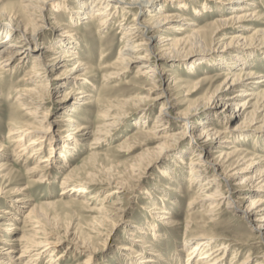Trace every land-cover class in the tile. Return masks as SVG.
I'll return each instance as SVG.
<instances>
[{
    "label": "rangeland",
    "instance_id": "obj_1",
    "mask_svg": "<svg viewBox=\"0 0 264 264\" xmlns=\"http://www.w3.org/2000/svg\"><path fill=\"white\" fill-rule=\"evenodd\" d=\"M59 1L50 7L47 6L44 11L43 24L47 28L40 36L39 45L47 49L58 37H62V33H71L73 45H78L77 50L80 51L77 56L86 63L81 68L87 70L78 71L76 74L72 72L76 65V59H71L75 56L72 51L65 52L64 49H60L58 56L62 59L56 62L49 60L50 64L55 65L54 76L67 79H63L62 84L58 85L55 80L49 85L51 90L45 94L47 95L44 99L45 107L43 113L39 114L38 122L32 118L35 116L26 114L27 111H21V99L18 97L22 95L19 91L25 89L23 88L25 85L20 82L21 79L34 67L36 63L34 56L42 50H36L34 55H30L27 63L21 68L3 74L0 71V152L8 151L11 156L8 165L16 173L15 183L9 184L0 180V223L3 226H0V236L5 235L8 242H14L13 239L18 235L28 232L32 219L24 218L28 207L36 206L44 213L42 221L45 228H48L47 231L51 233V241L61 238L67 244L73 239L85 243L88 249H95L98 252L94 264H126L124 260L128 261L129 258L136 262L140 260V255L143 254L151 236L143 242L135 241V238L141 235L142 231H148L150 223L156 222L160 231L164 227L170 231L169 227L161 223V214L168 217L174 215L173 217L181 220L188 208L193 207L197 197L202 194L198 182L191 184L193 175L191 168L199 166L197 168L202 169L207 159L201 158L199 160L201 165L189 163L193 160L191 151L197 150L196 145L199 143L191 132L182 131L181 122L176 120V117L182 113H193L192 127L195 131H192L197 137L201 125L207 127L212 121L215 122L220 111L224 109L222 107L219 113H216L215 109L210 107L214 104V98L223 94L231 97L239 92L234 91L236 89H228L224 81L227 75L235 76L241 70L244 75L252 71L259 75H256V79L246 80L251 83L249 87L241 88L242 94L254 92L255 96L254 98L245 96V93L237 100L239 104L246 100L250 101V106H247L246 115L234 118L228 124L229 128H226L228 119L224 122L221 117L219 122H215L219 130L228 131L230 134L232 132L238 140L234 143L236 151L228 149L229 144H226L223 146L225 148L214 153V159L228 174L237 173L238 179L264 178V84L254 83L264 77L262 47L264 0H251L249 3L248 8L251 10L247 11L256 10V15L245 29L240 28V23L231 19L236 13H242L243 7L236 10L232 7L234 2L230 0H165L156 6L163 8L165 15L175 18L161 30L155 42V52L165 56L160 62L167 77V84L155 85L156 88L142 75L145 69H142L139 63L124 64L120 59L128 56L126 51L123 50L121 53L120 51L121 48H125L127 42L124 33L133 23L136 11L128 9L122 11L121 8L111 6L109 8L111 17L114 18L112 22L103 25L101 21L104 14L74 22L77 0H63L74 10V16L69 12L72 10L59 8ZM23 3L24 0H0V19H9L11 17L9 10L13 9L12 7L19 9ZM149 13L157 12L152 9ZM18 18L30 23L29 16L24 13H20ZM227 19L226 24L220 22ZM191 21L196 22V25L190 26ZM180 24L186 27L185 33H188L187 30L189 32L198 30L199 39L191 40L185 45L169 44L182 36L176 31L177 25L181 26ZM8 33H5V38L10 39ZM233 35H240L243 39L240 43L227 45ZM161 36L171 40L161 42L158 40ZM17 39L23 44L26 43L21 33ZM146 49L141 51V54H147L149 50ZM242 57L246 58L245 65L238 66L240 64L238 59ZM230 60L236 61L233 67L228 64L231 63ZM77 75L82 76L81 82L73 84V78ZM72 88L76 92L78 89L86 88L83 90H88L86 92L88 96L83 97L81 101L89 99L91 102L72 107V101L65 100V94ZM165 88L169 89L168 93H165ZM168 97L171 98V102H168ZM163 104L167 105L169 116L173 119V125L169 130L158 127L157 121L162 117ZM66 107L68 108L65 110ZM16 119L17 123L20 121L31 129L51 127V130L62 138L76 135L78 127L82 124L88 127L89 134L82 138L81 144L76 148L73 145L75 150L69 154L68 161L63 166L51 164L49 167L46 166L44 171L31 170L33 166L39 164L42 156L50 158L54 153H51L50 146L46 145L43 153H37L35 156L30 157L29 153L20 158L14 156L16 155L14 144L10 143L14 134H10V125H13ZM43 119L46 122H42ZM106 123L114 125L104 126ZM103 127L106 135L101 136L93 132ZM174 132L179 133L169 138L168 135ZM166 136L169 139L165 138ZM94 138L101 140L97 142ZM222 150L228 153L227 157L226 154H221ZM179 151L189 153L185 154L181 168L182 177L178 180L180 175L167 177L164 174L167 170L173 169L175 155ZM69 167L78 169L72 175L74 180H71L69 188H81L82 191L66 192L67 186L62 184V181L69 173ZM199 173L197 170V174ZM44 174L46 176H43ZM119 186L121 193L108 194L109 189ZM19 187L26 189L17 192ZM242 193H246V190L236 191L235 195L240 196ZM155 208L158 211L157 219L152 215ZM4 210H10L15 214L11 220L14 224L13 230L9 232L5 230L9 217ZM199 210L201 209L193 208V212ZM215 213L221 230L216 232L208 230V233L215 238L219 235L227 237L226 240L217 238L218 243L226 241L232 244L223 264H264L263 239L244 215L233 212L226 203H223ZM184 229L185 227L181 226L176 231L177 235L173 231L170 235L167 233L163 238L154 240L156 249L153 252L157 254V251H160L168 261H172L174 253L177 254L182 248L181 235ZM196 235L198 233L190 231L189 238L194 239ZM147 249L150 250V247ZM63 250H66L65 246L56 247L53 257ZM64 253V257L52 264H88L89 253L78 251ZM178 254L180 257L177 263L186 264L188 250L184 248ZM47 258L49 256H43L41 264H46Z\"/></svg>",
    "mask_w": 264,
    "mask_h": 264
},
{
    "label": "bare ground",
    "instance_id": "obj_2",
    "mask_svg": "<svg viewBox=\"0 0 264 264\" xmlns=\"http://www.w3.org/2000/svg\"><path fill=\"white\" fill-rule=\"evenodd\" d=\"M58 1L59 0H24L25 4L23 3L22 7H20L19 9L12 7L13 9L9 10V13L11 14V17H9V19H5V20L0 19L1 74L7 71H13L14 69L17 70L18 68H21L27 63L28 57H30V55H34L36 50H40V51L42 50V52L35 54L34 56L36 62L34 67H32L28 71V73L21 79L20 82L21 84L25 85V87H23L25 89L19 91L22 93V95L18 97L21 99V103H20L22 105L21 111H27L26 114L35 116L32 118L36 119V121L37 120L39 121V114L43 113L44 111L43 110L45 107L44 99L45 96H47L45 94L48 93L49 89L51 90V87H49V85L53 84L52 81L55 80L56 83L58 82L59 85V83L62 84V82H64L63 79H67V77L62 78L60 76H54L56 70L54 67L55 65L50 64L49 60H52L54 62H56V60L58 59L61 60L62 58H59L58 56L59 55L58 53H60L59 52L60 49L61 50L64 49L65 52L72 51L74 52L73 55L75 56L71 59L73 60L76 59V65L72 68V72L76 74V72L78 71L87 70L84 67L81 68L83 65H86V63H83V61L79 60V56L77 55L80 54V51L77 50L78 45L77 46L73 45L74 40L72 38L73 36L71 33H62L63 34L62 37L61 36L58 37V39L54 42V44H51L47 49L39 45L40 36H42V33L46 31L47 28L45 24H43L44 23L43 20L45 21L44 11L46 10L47 6L50 7L52 4ZM164 1L165 0H77L76 1L77 6H75L74 8L76 9V11L74 12V10L71 9L68 3L66 4L64 3L63 0H60L59 1L60 4L58 5V7L65 10H72L69 11L70 14L72 15L73 12L76 13V16L73 15L74 22L92 18L97 14L98 15L104 14L102 21L100 20L101 23H103V25L107 24L109 21L114 19L111 17L112 13H110L111 9H109L111 6L118 7L119 9L121 8L122 11L125 9L136 11L137 15L132 19L133 23H131L127 27L124 33L126 36V41L125 40L124 41L127 43L125 44V48H121L120 51V53L123 52V50L126 51L127 52L126 55L128 56L124 58L122 57L120 59L124 64H130L131 62L139 63L140 67H142V69L143 68L145 69L144 72L142 71L143 72L142 75H144V77L148 79L149 83L154 84V87L156 88L155 85L165 86L167 84V77H165L164 75L165 72L162 70V64L160 62L161 58L165 56L162 54L161 55L158 54L159 52L158 53L155 52V48H156L155 42L157 41V35L161 32V30H163V28L166 25L171 24V22L175 20V18L172 17L171 15H165L164 12L162 11L164 10L163 8L156 7L159 4L161 5ZM230 1L234 2L232 7L235 8L236 10H240L241 7H243L244 9L242 13L240 14L236 13V15L232 16L231 19H233L234 22L240 23V28L242 29L249 27L247 26L249 25L248 22L250 21L253 22L252 17L256 15V10L247 11V10H251L248 8V5L251 2V0H230ZM152 9H154V11L157 13L150 14L149 11H151ZM31 10H33L34 12H31ZM3 12L4 14L7 13L6 10H4ZM112 12H114V10H112ZM162 12L163 14H161ZM20 13H24L27 16H29L30 21L28 22L30 23H26L20 18H18ZM145 16H149L150 18L146 19ZM175 16H177V14ZM227 21L228 19L224 21L220 20V22L223 24H226ZM180 25L181 26L177 25L178 27H176V31L179 32L178 34H182V36L181 37L179 36L174 40L172 39L173 40L172 43L169 44H175L179 46V45H185L191 40L195 41L199 39L200 34L198 30L194 28L195 30H192L190 32L187 30L188 33H185L186 27L182 26V24ZM189 25L195 26L196 22L191 21ZM6 32H9L8 37H10V39L5 38ZM19 33H21V35L25 39L24 42L26 43L23 44L21 43L22 42L21 40L20 41H18V39L16 40ZM185 34L188 35L183 37V35ZM11 36L13 37L11 38ZM241 39H243V37L241 38L240 35L239 36L233 35L231 41L227 45L240 43ZM158 40H160L161 42H167L170 41L171 38L165 39L162 38L161 36V38ZM146 47L148 49H146ZM262 47L264 48V46ZM143 48L149 50L147 51L148 52L147 54L146 53L141 54V51L145 50ZM62 56L63 58H65L64 54ZM133 59H136V61H134ZM245 59L246 58L243 57L241 59L239 58L238 60L240 61V64H238V66L243 64L245 65L244 62ZM235 63L236 61L232 60L231 63L228 64H230V66L233 67ZM243 73H244L243 70H241L238 73H236L235 76H233V74L232 76L227 75L226 80L224 81L228 89H232V90L236 89L234 91H239V92H237L234 96L231 97H227L228 94L218 95V97L214 98V104L210 106L215 109L216 113H219L220 109L224 107V109L220 111V115L216 117L217 120L215 122H219L221 117H222L221 120L224 122L226 121V119H228V121H226L227 122L226 128H229L228 124L234 118L244 116L246 110L250 106L249 105L250 101L246 100L245 102H242V104H239L237 100H239V98L241 96H244V94L246 93L243 92L244 94H242L241 88H243L244 86L249 87V85H251V83L246 82V80L254 79V78L256 79L257 74L254 73L253 71L250 73L246 72L245 75ZM245 76L247 78H244ZM81 78H82L81 75H77L76 77H74L73 84H78L79 82H81L80 81ZM254 83L260 85L264 84V77L261 80H256ZM83 89L86 88L78 89L77 92L73 88L72 90L70 89V91L65 94L66 102L72 101L71 102V104H73L72 107L79 104H89L91 102L89 101V99L81 101L83 100L82 99L83 97L88 96L86 93L88 90L85 91ZM165 89H166L165 93H168L169 89L168 88ZM245 96H251L252 98H254L255 94L254 92L252 93L247 92ZM167 100L168 102H171V98L168 97ZM67 108L68 107L64 109L66 110ZM167 109H168L167 105L163 104V106L161 107L162 117L160 118L159 121H157L159 123L158 127H161L162 130H169L173 125V119L171 118V116H169V112H168L169 109L168 110ZM192 114L182 113L180 116L176 117V120L177 119L180 120L182 131L191 132L193 138L194 139L196 138V141H198L199 143L198 145H196L198 146L197 148L198 151L197 150L191 151L192 154L191 156L193 160H191L189 163L201 165V161L199 160L201 158L207 159V162L204 164V167L202 169L197 168L199 166L197 167L194 166L195 168L194 167L191 168V172L193 174L191 177L192 178L191 184L192 182L195 183L198 182L200 185L199 191L202 192V194L199 195V197H197V199L195 200L196 204L193 207L188 208L189 210H187L185 217L182 218L181 220H179L176 217H173L174 215L168 217L165 214H161V218H160L161 223L169 227L170 231H167V228L165 227L160 231L157 225L155 224L156 222L150 223L149 227L147 228L148 231H142V234L137 236V238H135L136 239L135 241L143 242L145 239L148 240V236H151V239H149L148 244L146 245L145 248L146 250L144 249L142 255L139 254L140 260H136L135 262L132 258H129L128 261L124 260L126 264H160V263H164L165 261L166 263L164 264H179L177 263L178 262L177 260L180 257L178 253L179 251L184 250V248L188 250V254L185 259L186 264H223V262L225 261V255L228 253L229 248H232L231 247L232 244L226 241L218 243L217 238L226 240L227 237H224L223 235H219L218 237L215 238L213 235L208 233V230L213 232L221 230L219 220L215 218L218 217L215 212L216 210H218L223 206V203H226L227 207L230 208L233 212H237V213L239 212L243 214L244 217L251 224V226L259 231L261 236L260 238H262L264 242V178L262 179L261 177L260 178L244 177L243 179H238L237 173L228 174L227 171H224L221 168V165L214 159L215 157L214 153L217 152L218 149L225 148L223 146L226 144H229L227 147L228 149L236 151L235 148L236 146L234 145V143H236V140H238L237 136L232 132L230 134L227 133L228 131L219 130L216 126V123L212 121L207 127H205L206 125L204 126L201 125L202 123H200L202 128L198 130L199 133L197 137H195L192 131V130L195 131L194 127H192L193 125ZM42 122H46V121H44L43 119ZM113 123H106L104 124V126H110V125L113 126L114 125ZM14 124L10 125V131H11L10 134L11 135L14 134V137L10 141V143L14 144V152H16V155L14 156L20 158L24 156L26 153H29L30 157L35 156L37 153L39 154L42 151H44L46 145H49L50 146L49 151L51 150V153H54L50 155V158L49 157L47 158V156H42L41 160L38 162L39 164L33 166V168L31 169L38 171L39 170L44 171L46 166L49 167L51 166V164H56L59 167L63 166L65 163H67L68 161L67 157H69V154L71 155V152L75 150L76 146L81 144L82 138L85 135L89 134V132H87L88 127L83 124L78 127V133L76 135L73 136L70 135L69 137H65V138H62V136L58 135V133L53 131V129L51 130V127L48 128L39 127V128L31 129L28 126L24 125L23 123H20V121L19 123H17V119ZM234 130H236V128ZM93 132H95V134H100L101 136L107 134L105 133L104 127L102 129H98ZM178 133L179 132L177 133L174 132L168 135V137L173 138L174 136L178 135ZM168 137L166 136L165 138ZM100 140H101L100 138L96 139L97 142H99ZM73 145L75 146V148L73 147ZM188 153L187 152L184 153L180 151L176 153L174 159L175 165L173 169L167 170L164 175L167 177L180 175L178 180L181 179L182 164L185 159V154ZM221 154H226V157L228 156V153H226L223 150ZM10 157L11 156L9 155L8 151L4 153L0 152V180H2L5 183L12 184L15 183L16 181L15 180L16 173L14 172L15 170L13 171V169L8 165L9 162L8 159ZM43 163H48V165ZM69 169H70L69 173L67 174V176H65L64 180L62 181V184H66L67 186L66 192L76 193L82 191L81 188L80 189L69 188L71 180L72 179L74 180L72 175H74V173L78 171L77 167L76 168L69 167ZM197 170L200 172L199 174H197ZM43 176L46 175L44 174ZM196 177H203V179L199 180ZM241 185H243V187H241ZM25 189L26 188L19 187L16 191L23 192ZM119 189H121L120 186L112 187L111 189L108 190L109 191L108 194L118 195L119 193H121L119 192L120 191ZM242 190H246V193H242L240 194V196L235 195L236 191H242ZM176 192H178V189H176ZM193 208H197L201 210L197 212L195 211L193 212ZM3 212L6 213L7 216L9 217L8 218L9 221L6 222L5 224L7 226L5 230L6 232L7 231L9 232L13 230L12 226L14 224H12L11 220H13L14 218L13 216L15 214L12 213L10 210H4ZM157 212H158L157 208H155L152 211V215L154 216L153 218L157 219L158 217ZM27 218L32 219L31 223L29 224L30 230L28 232H24L23 234L18 235L15 239H13L14 242H10V241L8 242L7 241L8 239L6 238L5 235L0 236V264H41L40 260L45 255L49 256V258H47L48 262L46 264H52V262L54 261L56 262L59 258L64 257L65 255L64 251L65 252L78 251L80 253H89L90 256L88 258L87 263L94 264L93 262L94 260L97 259L98 252L95 251V249L94 250L88 249L85 243L75 241L73 239L74 241L72 240L71 243L67 244V242H65L61 238H57L56 241H51L50 238L51 233L47 231L48 228L47 229L45 228V225L42 221V218H44V213L42 211H39L36 206H33L32 208L28 207L27 215L25 216L24 219ZM1 224L2 223H0V226L3 227ZM181 226L185 227L184 232L181 235L182 248H180L177 251V254L174 253L172 261H168L160 251H157V254H155V252H153V250L156 249L153 244L155 242L154 240H159L163 238L164 235H166L167 233L170 235V232L171 233H173V231L176 232L178 229L181 228ZM190 231H194L198 233V235L193 237L194 239H190L189 238ZM175 234L177 235L178 233L176 232ZM58 246L59 247L65 246L66 250H63L62 253L58 254L56 257H53L55 248ZM147 247H150V250H148ZM154 259H158V260H154ZM262 261L264 262V254L262 257ZM230 264H235V263H230Z\"/></svg>",
    "mask_w": 264,
    "mask_h": 264
}]
</instances>
